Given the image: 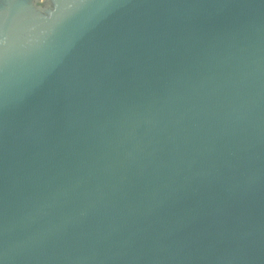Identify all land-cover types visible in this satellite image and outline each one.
Wrapping results in <instances>:
<instances>
[{
	"label": "water",
	"instance_id": "1",
	"mask_svg": "<svg viewBox=\"0 0 264 264\" xmlns=\"http://www.w3.org/2000/svg\"><path fill=\"white\" fill-rule=\"evenodd\" d=\"M0 264H264V0H0Z\"/></svg>",
	"mask_w": 264,
	"mask_h": 264
}]
</instances>
